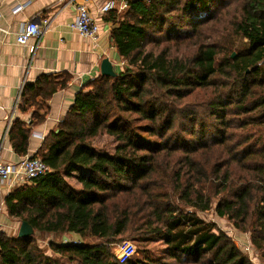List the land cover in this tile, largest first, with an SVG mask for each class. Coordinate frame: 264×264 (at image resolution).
Segmentation results:
<instances>
[{
	"label": "trees",
	"instance_id": "16d2710c",
	"mask_svg": "<svg viewBox=\"0 0 264 264\" xmlns=\"http://www.w3.org/2000/svg\"><path fill=\"white\" fill-rule=\"evenodd\" d=\"M107 20L122 66L115 77L99 75L84 86L32 156L47 174L6 196L9 217L34 234L1 232L0 264H120L111 248L126 239L164 248L157 256L145 248L124 264H254L199 216L212 209L249 233L264 259V143L259 137L248 146L247 139L231 144L226 136L235 122L242 130L264 128V0H129ZM182 23L197 38L193 51L146 50L149 32L165 25L166 40L178 45L183 39L170 36ZM66 85L52 75L26 82L21 112L41 109ZM197 91L211 92L203 118L181 106ZM33 117L44 120L38 111ZM208 120L219 135L210 143L203 138ZM184 121L191 127L182 128ZM104 135L115 142L112 154L93 144ZM30 136L16 119L9 141L19 156L28 155ZM213 152L215 160L208 158ZM50 234L81 243L51 241L46 254L36 236ZM90 238L100 244H86Z\"/></svg>",
	"mask_w": 264,
	"mask_h": 264
},
{
	"label": "crops",
	"instance_id": "0c3cea01",
	"mask_svg": "<svg viewBox=\"0 0 264 264\" xmlns=\"http://www.w3.org/2000/svg\"><path fill=\"white\" fill-rule=\"evenodd\" d=\"M108 0H98L89 5L91 16L99 26L97 39L82 37L70 29L75 10L69 0H0V159L15 163L23 157L16 154L4 137L10 123L19 119L31 130L27 157L34 156L49 133L63 121L74 102L75 95L100 74L102 61L107 58L114 68L122 64L117 48L111 41L112 23L108 13L101 12ZM20 8V10H17ZM118 13V8L111 10ZM51 20L48 30L41 38L39 49L31 58L28 46L17 43V34L22 25L36 21L40 24ZM30 42L29 44H31ZM42 75H52L66 80V88L58 90L42 104L21 112L22 84L33 83ZM22 87V88H21ZM44 115L39 123L34 113ZM9 194L4 190V198ZM16 221L9 217L4 206L0 215V233L5 226Z\"/></svg>",
	"mask_w": 264,
	"mask_h": 264
},
{
	"label": "rangeland",
	"instance_id": "374dc122",
	"mask_svg": "<svg viewBox=\"0 0 264 264\" xmlns=\"http://www.w3.org/2000/svg\"><path fill=\"white\" fill-rule=\"evenodd\" d=\"M167 26L165 25L163 27V32H149V36L147 38V45H146V50H152L154 52H159L161 50H164L165 48H170L172 53L178 52L181 54H188L191 51L194 50V45L197 42V38L191 33H188L190 31V26H188L185 23L179 24L177 27L174 28V31L171 33L170 39H176L175 37L180 36L183 40H180L178 45H175L171 40H166V37H168L167 34ZM180 28V29H179ZM203 31V30H201ZM189 34L190 38L185 39V35ZM169 38V37H168ZM119 65V67H121ZM211 95V92L207 91H197L192 97L189 99L185 100L181 106H188L191 109H195L198 111V114L201 118L204 117V105L206 101L209 99ZM207 126V131L205 134V137H203L208 143L213 142V138H217L218 132L214 130L212 127L213 121L208 120L205 121ZM200 123V122H199ZM239 123L235 122L234 127L232 129H229L226 132V136H230V143L231 144H236L240 143L243 140L247 139V142H245V146L251 145L253 141H255L257 138L261 137L259 143L262 145L264 143V128H252L248 127L242 130L241 128H238ZM181 127L189 128L190 123L188 121H184L181 124ZM200 136V134H198ZM199 138V137H197ZM186 139H190V137H186ZM94 146L97 148L102 153L105 154H112L115 148V142L113 141L112 138L108 136H100L96 138L93 142ZM216 152H213L208 155V158L214 159L216 157ZM69 182L74 185L78 186L76 181L74 179H70ZM218 199H214V204H216ZM199 216L204 218L207 221H211L216 223L217 228L224 232L226 235H228L239 247L240 249L247 254L252 262L254 264H264V259L261 257V254L257 252L251 245L250 243V235L249 233H245L241 230L235 229L230 221L227 220V218H220L218 217L215 213L214 210H210L209 212L205 213H199ZM20 221L16 220L13 223H9L5 226V233L8 236L11 237H16L20 228ZM36 239L38 240L37 243L39 247L46 253V254H51L48 244L51 241L55 242H71V241H80L78 237L75 235H70V234H61V235H56L53 236L52 234L50 235H37ZM86 244L89 245H99L100 242L97 239H87L84 241ZM124 243H130L134 246L135 253L133 254V258L140 256L139 254L141 251L146 249H150L152 253H154L155 256L159 255V251L164 248L163 244L161 243H150V244H140L137 243L134 240L131 239H126L124 241H121L117 243L116 245L112 246V252L113 254L116 255L118 254L117 252L119 251V246H121ZM165 264H184V262H176L173 260H169L167 258H164Z\"/></svg>",
	"mask_w": 264,
	"mask_h": 264
},
{
	"label": "built area",
	"instance_id": "2783aa9c",
	"mask_svg": "<svg viewBox=\"0 0 264 264\" xmlns=\"http://www.w3.org/2000/svg\"><path fill=\"white\" fill-rule=\"evenodd\" d=\"M98 0H69L68 5H72L75 10V17L70 24V29L77 32L82 37L97 39L99 35V26L91 16L89 5ZM151 2L152 0H145ZM129 0H108L101 9V12L108 13L118 8L123 11L128 7ZM17 10H20L18 8ZM51 20L45 19L42 24L36 21H30L21 26L17 34V43L29 47V53L33 58L39 49L43 33L49 29ZM32 42L31 44H29ZM24 86V82L22 87ZM21 87V88H22ZM10 131V123L5 130L4 137H7ZM49 171L47 165L37 157H23L20 161L11 163L0 159V215L5 206L4 190L10 192L15 187L23 185L29 181L44 176ZM80 244L81 241H71ZM116 255L120 264H124L135 253L134 246L130 243H124L119 246Z\"/></svg>",
	"mask_w": 264,
	"mask_h": 264
},
{
	"label": "water",
	"instance_id": "95a60500",
	"mask_svg": "<svg viewBox=\"0 0 264 264\" xmlns=\"http://www.w3.org/2000/svg\"><path fill=\"white\" fill-rule=\"evenodd\" d=\"M234 57V56H233ZM100 74L102 76L106 77H115L116 76V70L112 63L109 61V59L105 58L100 66ZM34 234V230L30 224L27 222H22L20 224V228L17 234L18 238H27L29 236H32Z\"/></svg>",
	"mask_w": 264,
	"mask_h": 264
}]
</instances>
